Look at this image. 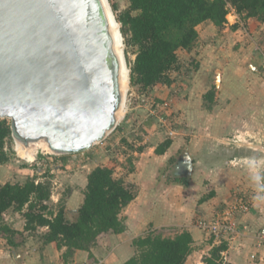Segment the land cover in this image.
<instances>
[{
	"label": "crops",
	"instance_id": "crops-1",
	"mask_svg": "<svg viewBox=\"0 0 264 264\" xmlns=\"http://www.w3.org/2000/svg\"><path fill=\"white\" fill-rule=\"evenodd\" d=\"M196 29L194 45L178 51L181 65L173 72L172 83L157 84L150 91L158 108L179 115L177 121L181 119L183 124L170 128L171 144L162 154L155 153L154 148L163 140L159 137L151 144L155 135L149 128L153 125L143 124L150 133L141 134L143 149L133 152V170L122 176L137 190L120 213L125 229L100 234L90 252L76 250L66 263L124 264L135 253L132 240L148 230L172 234L186 229L193 242L184 264H204V257L221 240L228 243L221 264H264L253 238L264 223V192L258 189L251 167L252 162L264 157V22L245 18L231 8L222 27L205 21ZM209 90L213 97L205 102L203 95ZM126 112L125 125L117 124L113 131L133 136V130L125 132L131 124V111ZM105 142L70 155L46 156L48 162L58 163L65 170L62 172L43 171L37 165L41 156L32 167L9 173L6 163L0 164L4 169L0 183H23L28 178L48 182L49 209L55 213L63 201L66 218L73 220L83 201L87 174L98 165H106L102 151ZM86 163L92 166L82 169ZM205 195L208 197L199 201ZM240 201L249 203L247 212L238 209ZM221 216L235 218L246 228L241 235L226 240L195 224L197 219ZM2 218L17 233L10 242L0 235V264L63 262L65 248L58 250L43 240L47 226L25 230L24 217L12 207L2 213ZM252 253L257 254L255 259H251Z\"/></svg>",
	"mask_w": 264,
	"mask_h": 264
},
{
	"label": "water",
	"instance_id": "water-1",
	"mask_svg": "<svg viewBox=\"0 0 264 264\" xmlns=\"http://www.w3.org/2000/svg\"><path fill=\"white\" fill-rule=\"evenodd\" d=\"M110 16L108 0H0V119L16 143L74 154L116 128L124 94Z\"/></svg>",
	"mask_w": 264,
	"mask_h": 264
},
{
	"label": "trees",
	"instance_id": "trees-1",
	"mask_svg": "<svg viewBox=\"0 0 264 264\" xmlns=\"http://www.w3.org/2000/svg\"><path fill=\"white\" fill-rule=\"evenodd\" d=\"M128 7L116 19L126 49H131L134 59L129 65V81L145 92L157 84L170 85L172 73L180 68L179 50H189L198 37L197 25L211 21L222 27L226 15L232 8L245 18L255 17L264 22V0H128ZM116 9L115 5H111ZM126 50V51H127ZM213 91L203 95L211 101ZM11 136L10 123L0 119V164L10 156L5 149ZM171 144L165 139L154 152L162 154ZM139 147L137 151H141ZM133 170V169H132ZM131 170V171H132ZM183 183L185 180L180 179ZM134 184L125 182L122 176H115L111 165H98L87 174L83 190V201L76 211V217L65 216L63 201H59L53 213L47 200L50 197L48 182H35L28 178L23 183H0V235L10 242L17 231L3 223L2 213L8 208L21 212L25 219V230L36 226H47L43 236L45 243L54 248H65L61 254L68 262L76 250L89 251L97 237L106 232L120 233L125 229L121 210L136 196ZM205 195L199 199H206ZM192 236L186 229L172 234L150 229L132 240L135 253L124 264H184L192 250ZM228 243L221 240L211 248L203 259L204 264H221L223 252Z\"/></svg>",
	"mask_w": 264,
	"mask_h": 264
},
{
	"label": "rangeland",
	"instance_id": "rangeland-1",
	"mask_svg": "<svg viewBox=\"0 0 264 264\" xmlns=\"http://www.w3.org/2000/svg\"><path fill=\"white\" fill-rule=\"evenodd\" d=\"M110 6L115 5L116 9L113 10V15L116 19L117 15L125 10L128 7V0H108ZM112 8V6H111ZM117 20V19H116ZM118 22V21H117ZM119 28H120V23ZM122 41V51L124 54V59L126 61V66L128 69V75H127V88L123 92L124 94V102H123V117H121L118 120V125H125L124 120L126 119V116L129 115L126 111H131V124L126 127L125 132L128 130L133 132L134 135H128L127 133H120L119 135L116 134V132L112 131L108 136L104 139L106 142L102 146L103 148V155L104 160L106 161V165H111L114 169L115 176H125L127 174H130L134 167L133 162V152L137 151L139 147H141V134L149 135L150 132H147L143 128L144 125L152 126V129L154 131L155 138L154 140H151V144L156 142L159 137L164 141L165 139H170L172 135L170 134V128H174L178 125L181 126V119L179 122L177 121V117L179 118V115L176 114H170L169 112H166V109H159L157 106V102H155L154 97L151 96L150 92H145L144 90L139 89L136 85H131L129 81V65L130 62L134 59V54L132 53L131 49H126L123 37L121 39ZM127 50V51H126ZM173 74V73H172ZM165 107V106H163ZM125 117V118H124ZM6 119L9 123L8 118ZM133 130V131H132ZM160 134H158L157 132ZM156 133V134H155ZM158 135V136H157ZM152 136V135H151ZM153 137V136H152ZM100 143V142H99ZM18 143L15 142L12 136H10L6 140L5 149L9 153V160L6 162L7 168L6 172L9 173L10 171H16L19 168L23 166L32 167L35 165L38 161L37 158L39 156L42 157V160H39L37 165L42 168L43 171H48L49 169H53L55 172H62L65 171L61 166L58 165V163L48 162L49 160L45 159L47 157H52L55 154L51 152V150L47 146H43L42 143L35 144L34 146V152H33V158L31 160H28L26 157L22 156L17 149ZM143 147V146H142ZM138 152V151H137ZM182 151H180L181 153ZM70 155V154H68ZM44 157V158H43ZM45 159V160H44ZM100 161V160H99ZM98 161V162H99ZM45 164V166H44ZM92 165L89 163H86L85 168L82 167V169H89ZM73 167V166H71ZM70 167V168H71ZM81 168V166L79 167ZM3 168H0V179L2 180V174H3ZM66 171H71V169H68ZM65 174V173H64ZM21 176V174H18V176ZM16 178V177H15ZM22 178V177H21Z\"/></svg>",
	"mask_w": 264,
	"mask_h": 264
},
{
	"label": "built area",
	"instance_id": "built-area-1",
	"mask_svg": "<svg viewBox=\"0 0 264 264\" xmlns=\"http://www.w3.org/2000/svg\"><path fill=\"white\" fill-rule=\"evenodd\" d=\"M251 167L255 169L256 184L258 189L264 192V157L262 160L257 159L256 161L252 162ZM238 209L242 212H247L249 210V203L240 201ZM195 224L215 237H226V240L241 235L243 230L246 228L240 221L235 220V218L230 216L215 217L211 220H205L201 218L197 219ZM253 238L256 248L258 251H260L259 259H264V223L254 231ZM256 255V253H252L250 255L251 259H255ZM60 264L68 263L62 262Z\"/></svg>",
	"mask_w": 264,
	"mask_h": 264
},
{
	"label": "bare ground",
	"instance_id": "bare-ground-1",
	"mask_svg": "<svg viewBox=\"0 0 264 264\" xmlns=\"http://www.w3.org/2000/svg\"><path fill=\"white\" fill-rule=\"evenodd\" d=\"M110 23H111V31H112V34H113L114 40H115V50L117 52V55L119 57V62H120L119 82H120L121 92L123 94V92L127 88L128 69H127L126 61L124 59V54L122 51L121 37L118 33L119 24H118L117 20L115 19L114 15H113V17L110 16ZM122 106H121V109L117 112L118 120L121 117H123L122 115H123L124 108ZM38 143H42L43 146H46L42 141L32 142L30 144V146H28V148H25L24 146H22L21 144L18 143L17 149L19 150V152L22 156L26 157L28 160H31L33 158V155H34L33 154L34 146H35V144H38Z\"/></svg>",
	"mask_w": 264,
	"mask_h": 264
}]
</instances>
